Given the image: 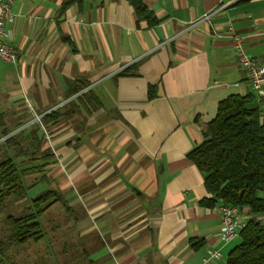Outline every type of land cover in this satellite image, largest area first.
I'll return each instance as SVG.
<instances>
[{"label": "crops", "instance_id": "crops-1", "mask_svg": "<svg viewBox=\"0 0 264 264\" xmlns=\"http://www.w3.org/2000/svg\"><path fill=\"white\" fill-rule=\"evenodd\" d=\"M5 1L17 62L0 65V124L43 128L35 186L61 194L81 254L93 241L110 264H225L236 240H220L186 154L221 100L253 95L232 36L264 63V0H142L152 27L125 0ZM50 113L67 116L43 126ZM209 250L221 257L203 262Z\"/></svg>", "mask_w": 264, "mask_h": 264}, {"label": "trees", "instance_id": "trees-1", "mask_svg": "<svg viewBox=\"0 0 264 264\" xmlns=\"http://www.w3.org/2000/svg\"><path fill=\"white\" fill-rule=\"evenodd\" d=\"M125 1L133 10L136 24L145 22L148 27L157 24L142 0ZM129 71L128 67L121 73L129 74ZM254 98L230 95L221 100L215 117L202 128V142L186 154L187 160L203 175L207 194L201 201L203 206H233L249 215L225 264H264V220L259 219L264 218V112L259 105L254 106ZM63 116L67 115L50 113L41 124H56ZM10 133L5 130L2 134L3 141L13 146L15 154L14 159L8 157L0 162V211L8 199L25 198L29 187L24 184V178L35 174L43 178L47 165L43 161L47 150L40 149L36 135L21 132L17 141V134ZM20 141H26L27 146ZM54 204L65 207L59 192L46 190L31 200L21 217L7 215L4 224L8 235L6 242H0V257L5 245L40 242L44 232L39 218ZM0 264L13 263L0 258Z\"/></svg>", "mask_w": 264, "mask_h": 264}, {"label": "rangeland", "instance_id": "rangeland-1", "mask_svg": "<svg viewBox=\"0 0 264 264\" xmlns=\"http://www.w3.org/2000/svg\"><path fill=\"white\" fill-rule=\"evenodd\" d=\"M2 129L10 130L9 135L17 134L15 135L17 141L20 139L19 126L15 125L14 120L10 119L5 125L0 124V162L8 157L14 159L15 154L13 146H7L3 141L5 137H2ZM44 133L41 126L31 131L32 136L36 135L40 143L45 136ZM23 143L24 146H27L26 141ZM40 149H44L43 146ZM15 161L20 162V159L15 158ZM40 176V174H35L24 178V184L29 187L25 198H10L5 201L3 209L0 211V242H6L8 235L4 224L5 217L7 215L21 217L26 213L31 200L49 189L43 181L35 186ZM259 219L263 220V218ZM39 222L44 232V238L40 242L24 246L5 245L0 258L13 264H110L109 250L99 242L92 241L87 248V254H81L79 247L81 244L76 240L75 233L68 231L63 226V211L60 205L54 204L53 207H50L39 218ZM238 241L239 239H236L234 245Z\"/></svg>", "mask_w": 264, "mask_h": 264}, {"label": "built area", "instance_id": "built-area-1", "mask_svg": "<svg viewBox=\"0 0 264 264\" xmlns=\"http://www.w3.org/2000/svg\"><path fill=\"white\" fill-rule=\"evenodd\" d=\"M13 21L14 16L10 12L9 2L0 0V65H14L17 62L13 47L5 41V24ZM232 49L235 52L238 65L246 74L253 96L264 112V63L245 53L243 38L240 35L232 36ZM217 210L220 214L221 223L220 240L229 243L238 239L239 232L245 226L249 215L233 206L218 205ZM220 257L221 253L218 250H209L203 262L207 263Z\"/></svg>", "mask_w": 264, "mask_h": 264}]
</instances>
